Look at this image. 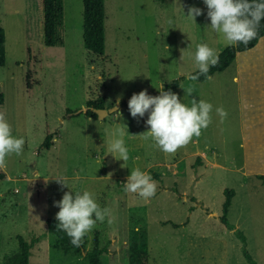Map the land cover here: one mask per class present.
<instances>
[{
	"label": "rangeland",
	"instance_id": "374dc122",
	"mask_svg": "<svg viewBox=\"0 0 264 264\" xmlns=\"http://www.w3.org/2000/svg\"><path fill=\"white\" fill-rule=\"evenodd\" d=\"M199 2L104 0V49L98 55L82 45L81 0H58L57 30L43 21L42 0H0L5 34L0 111L6 112L12 135L25 140L22 155L6 157L7 167L0 170V264H17L18 235L37 237L30 264H86L83 256L60 251L44 221L56 217L54 201L70 190L93 192L108 209L95 229L99 244L108 249L100 256L102 264H140L141 250L146 264H250L233 230L219 221L224 189L234 191L228 222L243 233L255 264H264V183L236 169L244 159L239 127L250 138L259 131L258 72L246 68L236 83L233 60L202 82L186 78L198 69L195 54L186 55L190 45L204 42L216 49L217 41L223 44ZM189 6L203 10L194 22L185 16ZM181 75L185 78L175 93L189 107L192 97L210 102L212 123L186 147L168 154L140 138L149 129L148 114L132 118L128 100L145 89L157 96L162 84ZM190 87L191 97L186 95ZM118 96L122 115L117 119L112 108ZM98 97L112 109L103 118L78 112L87 99ZM216 107L227 111L226 119ZM120 128L129 149L126 162L108 154ZM47 134L51 139L45 147ZM204 145L213 147V154L207 151V162L201 157L196 164L192 152ZM255 166L264 174L262 159ZM137 167L159 173L152 175L158 189L150 199L124 190ZM4 172L11 179H4ZM58 176L66 178L69 189L54 180ZM93 232L85 238L86 249Z\"/></svg>",
	"mask_w": 264,
	"mask_h": 264
},
{
	"label": "clouds",
	"instance_id": "9594fccd",
	"mask_svg": "<svg viewBox=\"0 0 264 264\" xmlns=\"http://www.w3.org/2000/svg\"><path fill=\"white\" fill-rule=\"evenodd\" d=\"M203 3L207 7L211 30L221 33L228 45L237 46L240 43L247 45L257 37L260 22L264 19V0H203ZM179 7L182 10L183 6ZM201 14L202 9L189 6L185 16L194 22ZM169 23L172 21L169 20ZM195 61L198 74L189 73L187 78L191 81L199 80L200 75L210 78L208 77L210 68L219 64V52L206 43H200L196 48ZM159 93L152 96L146 89L133 93L128 100V109L134 119L143 118L146 113L148 114L145 124L149 129L139 134L141 139L144 141L151 139L154 146L162 152L174 154L180 148L186 147L193 137H199L202 130L212 123L213 105L192 97L189 107L176 93L171 90L164 91L163 84ZM192 93L193 88H188L186 95L191 97ZM120 99L118 96L116 107L112 108L115 109L113 112L117 113V119L122 115L119 110ZM215 112L221 120L227 118L228 113L223 107H216ZM124 128L118 130L120 138L111 142L108 154L126 162L129 160V149L123 140L126 134ZM24 144L23 137L16 138L12 135L7 114L0 111V170L7 167L6 157L12 154L22 155ZM113 153L117 154L118 158ZM111 175L112 173H109L106 177L109 179ZM34 176L37 178L39 174L35 173ZM54 180L62 187L68 188L64 176H58ZM157 189L158 181L149 172L137 167L127 178L124 190L136 193L147 200L155 196ZM54 206L59 208L56 213L57 229L65 232L76 248L84 246L85 238L91 239V233L97 228L98 222L103 223L108 214V209L101 208L97 202L95 193L87 190L82 193L65 191L61 200L54 201ZM41 224L43 225V222Z\"/></svg>",
	"mask_w": 264,
	"mask_h": 264
},
{
	"label": "trees",
	"instance_id": "16d2710c",
	"mask_svg": "<svg viewBox=\"0 0 264 264\" xmlns=\"http://www.w3.org/2000/svg\"><path fill=\"white\" fill-rule=\"evenodd\" d=\"M82 4V45L83 47L92 53L101 55L104 49V0H81ZM61 10L58 6V0H42V16L43 21L47 24H52L54 27L59 28V18ZM264 34V19L261 20L258 35L255 39L251 40L247 45L240 43L237 46H225L219 52V64L216 67L210 68L208 76L211 74L225 69L234 59L236 52L244 51L251 48L258 40L260 36ZM5 34L4 29L0 23V67L5 64V48H4ZM198 69L190 72L193 75L198 74ZM188 76V75H187ZM185 78V75L178 76L172 79L169 83L163 85L164 91L174 90L178 87L180 80ZM206 79L204 75L199 76V80ZM3 102V94L0 89V104ZM87 109L84 114L88 117L97 118L96 114L92 111V108L103 107L102 97L97 99H87L85 102ZM51 134H47L42 143L43 146L48 147L50 144ZM199 156L196 159V164H199ZM154 178L159 177V173L154 172ZM257 179L264 183V174L257 173L254 175ZM174 189V188H173ZM224 200L221 205V214L219 215V221L229 230H233V233L240 241V251L247 262L255 264L249 253L245 248V237L243 233L234 229V225L228 222L226 215L228 207L231 204V198L234 194L232 189H224ZM45 224L49 232L56 237L59 249L63 254L76 253L86 259V264H102L101 254L108 253L107 245L99 244L98 231L95 230L92 235V244L90 248L86 249L85 244L81 248L74 247L70 238L65 232L57 229L58 221L56 217H46L44 219ZM37 240V237L25 240L21 235L17 236V243L19 247L17 255V264H30L29 255L30 247ZM140 264H146L144 258V250L140 253Z\"/></svg>",
	"mask_w": 264,
	"mask_h": 264
},
{
	"label": "crops",
	"instance_id": "0c3cea01",
	"mask_svg": "<svg viewBox=\"0 0 264 264\" xmlns=\"http://www.w3.org/2000/svg\"><path fill=\"white\" fill-rule=\"evenodd\" d=\"M199 6L202 8L205 7V4L203 3L202 0H200ZM188 30H191V29H188ZM217 35L220 36V37L217 36V38L222 39L223 41V44L221 45L217 41V44L215 47L216 50L220 52L228 44L225 41L223 35H220L219 33H217ZM198 44L190 45L188 52H186L187 53L186 55L189 56V55L195 54ZM233 60H234V74L232 78L233 80H235L236 83L238 82V79H239L238 75L240 71H243L247 68L255 72H258L257 77L259 81V84H258L259 91H258V105H257L256 121L258 122L259 131H257V136L255 138L254 137L250 138L249 134L245 132L239 125L240 126L239 129L242 131H241V136H240L238 146L240 147L242 151L244 159H243L242 164H240V166L236 168V169H239L244 174L252 173L253 175H255L258 173L257 171L260 169H258L257 166L253 168V166L256 165L259 158L262 159V162H264V34L258 38L257 42L251 48L244 50V51L236 52ZM202 81H198V82H202ZM180 82H179V85H180ZM179 85L174 90V93L179 88ZM236 95H237V92H236ZM103 107L107 108L105 104ZM86 117L90 119H94L92 117H88V116ZM256 141H257V144L255 145ZM213 150H214L213 147L209 148L208 146L204 145V148L202 150L195 149L192 153L196 154L200 158L203 157L202 159H204L205 162H207V159H206L207 151H209L210 153L212 152L213 154ZM4 173H5L4 179L6 180H9V178L11 179V177L6 172ZM117 182H121V180H118ZM124 183H126V181Z\"/></svg>",
	"mask_w": 264,
	"mask_h": 264
},
{
	"label": "water",
	"instance_id": "95a60500",
	"mask_svg": "<svg viewBox=\"0 0 264 264\" xmlns=\"http://www.w3.org/2000/svg\"><path fill=\"white\" fill-rule=\"evenodd\" d=\"M87 109L85 107L84 109L78 110V112H83ZM92 111L96 114L97 118H103L108 112L112 111V109H108L105 107H99V108H92Z\"/></svg>",
	"mask_w": 264,
	"mask_h": 264
}]
</instances>
